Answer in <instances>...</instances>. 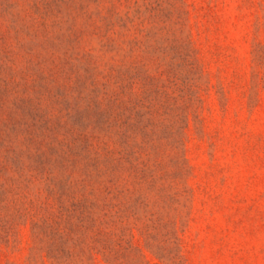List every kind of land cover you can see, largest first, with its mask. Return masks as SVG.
<instances>
[{
	"label": "rangeland",
	"instance_id": "rangeland-1",
	"mask_svg": "<svg viewBox=\"0 0 264 264\" xmlns=\"http://www.w3.org/2000/svg\"><path fill=\"white\" fill-rule=\"evenodd\" d=\"M0 264H264V0H0Z\"/></svg>",
	"mask_w": 264,
	"mask_h": 264
}]
</instances>
